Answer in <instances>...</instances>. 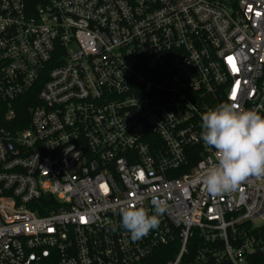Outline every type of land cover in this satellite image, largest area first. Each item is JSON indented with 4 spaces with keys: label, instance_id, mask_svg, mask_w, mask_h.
Masks as SVG:
<instances>
[{
    "label": "built area",
    "instance_id": "built-area-1",
    "mask_svg": "<svg viewBox=\"0 0 264 264\" xmlns=\"http://www.w3.org/2000/svg\"><path fill=\"white\" fill-rule=\"evenodd\" d=\"M230 99L264 116V0H0V264H264V179L201 181Z\"/></svg>",
    "mask_w": 264,
    "mask_h": 264
},
{
    "label": "clouds",
    "instance_id": "clouds-1",
    "mask_svg": "<svg viewBox=\"0 0 264 264\" xmlns=\"http://www.w3.org/2000/svg\"><path fill=\"white\" fill-rule=\"evenodd\" d=\"M201 120V139L215 150V162L201 165V181L208 193H228L249 178L264 179V116L253 109H242L230 99L205 111ZM151 204V214L139 199L119 207V227L133 241L158 228L159 217L168 209L163 199L153 197Z\"/></svg>",
    "mask_w": 264,
    "mask_h": 264
},
{
    "label": "snow or ice",
    "instance_id": "snow-or-ice-1",
    "mask_svg": "<svg viewBox=\"0 0 264 264\" xmlns=\"http://www.w3.org/2000/svg\"><path fill=\"white\" fill-rule=\"evenodd\" d=\"M227 59H228L229 63L232 65L233 70H238L236 68L235 59L233 57H231V56H229ZM235 97H236V93L233 92V97L232 98L235 99ZM81 219H82V222H84L85 218L82 217Z\"/></svg>",
    "mask_w": 264,
    "mask_h": 264
},
{
    "label": "trees",
    "instance_id": "trees-1",
    "mask_svg": "<svg viewBox=\"0 0 264 264\" xmlns=\"http://www.w3.org/2000/svg\"><path fill=\"white\" fill-rule=\"evenodd\" d=\"M43 0H28L29 5L31 6V8H35L37 5H39L40 2H42ZM26 108V107H25ZM28 108V107H27ZM154 264H159V262H154Z\"/></svg>",
    "mask_w": 264,
    "mask_h": 264
},
{
    "label": "water",
    "instance_id": "water-1",
    "mask_svg": "<svg viewBox=\"0 0 264 264\" xmlns=\"http://www.w3.org/2000/svg\"><path fill=\"white\" fill-rule=\"evenodd\" d=\"M262 255H264V253L262 252ZM208 264H215L214 262H210V263H208Z\"/></svg>",
    "mask_w": 264,
    "mask_h": 264
}]
</instances>
